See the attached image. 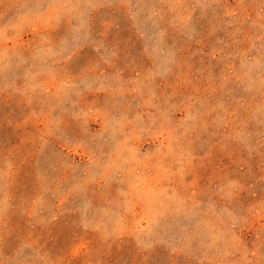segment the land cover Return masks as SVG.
Listing matches in <instances>:
<instances>
[{"label": "rangeland", "instance_id": "1", "mask_svg": "<svg viewBox=\"0 0 264 264\" xmlns=\"http://www.w3.org/2000/svg\"><path fill=\"white\" fill-rule=\"evenodd\" d=\"M0 264H264V0H0Z\"/></svg>", "mask_w": 264, "mask_h": 264}]
</instances>
